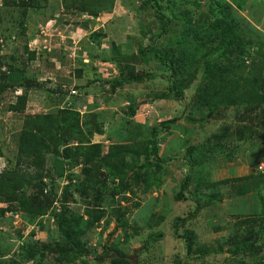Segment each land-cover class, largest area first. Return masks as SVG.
<instances>
[{
  "label": "rangeland",
  "instance_id": "rangeland-1",
  "mask_svg": "<svg viewBox=\"0 0 264 264\" xmlns=\"http://www.w3.org/2000/svg\"><path fill=\"white\" fill-rule=\"evenodd\" d=\"M3 1L0 0V67L2 73H11V68L15 71L10 75L8 90L0 93V147L3 151L0 172L9 168H20L31 174L37 171L32 160L19 158L18 135L26 117L58 111V108L48 106L42 92L48 89L55 91L59 84H66L63 88L66 98L58 91L53 94L54 99L48 101L59 103L60 107L68 104L78 107L76 104L83 102L85 108L79 106L82 110L80 125L83 128L86 123L93 125L97 121H93L96 118L91 114L102 113L98 121L105 125L103 133L95 134L93 142H104L110 137L111 143L130 145L124 151L131 164L141 165L145 162H142V157L138 158V162L131 160L132 155L147 149L141 142L132 144L136 141L137 132H143L141 136L147 140L150 133H145L146 127H157L159 131L151 146L158 147L157 158L165 159L166 170L161 171V174H165L163 183L160 186L145 184L142 179L147 174L146 168H143L141 172H144V176L132 185L127 194L113 196L115 184L110 176L104 175L102 178L107 177L109 188L101 195V206L107 214L97 225L98 228L87 229L91 238L88 246L90 252L75 264H111L112 255L117 252L130 257L136 251L139 264H264V236L248 235L257 239L259 247L252 253L235 254L232 244L238 238L243 239H234L240 230L258 228L260 224L264 229V180L260 190L252 188L245 195L236 191L240 185L250 184L254 180L261 182V176L264 177V126L256 118L257 112L248 113L244 106L219 107L213 114L206 112L204 119V113H199L193 106L196 98L198 100L197 86L201 75L184 91L183 98L155 101L154 95L168 92L173 82L169 83L170 75L160 70L154 62H138L137 65L138 74L145 77L152 75V78H144V82L126 86L112 94L109 81L119 77L120 69L102 59L103 56H110L112 42H117L132 57L134 53L138 54L142 42L146 49L150 48L149 39L142 35L143 30L148 27L153 32L161 30L155 17L138 12L140 1L128 0L136 2L135 8L131 9L126 5V0H118L113 12L99 14L96 21L94 16L87 13L67 11L61 0H49L46 5L44 0H35L28 7L4 6ZM197 1L200 3L198 7ZM210 1L159 0V4L164 6L162 12L167 17H180L177 19L179 25L171 31L184 33L193 16L198 13V17L202 13L198 9L206 10ZM226 1L236 6L233 0ZM213 8H217V5ZM237 10L238 16L259 31L254 34L248 31L254 37V43L243 57V62L252 69L264 67V61L256 55V50L261 52L264 49V44L259 45L260 42L264 43V0H247L243 9ZM93 21L96 23L93 24ZM244 21H241L242 28L247 32ZM94 33H107L108 37L100 40ZM167 37L158 38L154 45L167 47ZM31 53H36V60L30 61ZM81 59L86 66L79 62ZM80 69L83 70L81 79L77 77ZM243 69H236V72L241 74ZM20 75L21 81L23 77L26 80L22 87L17 85ZM1 81L7 85L5 79ZM37 83L43 84L42 91L36 86ZM24 93L30 98L25 112H11L9 106ZM127 94L132 95L131 103H138L134 118L128 114L130 101L125 99ZM104 95L115 96L120 99L119 103L107 104L102 101ZM60 96L66 99V103L59 101L63 99ZM74 97H81L80 103H76ZM224 127L230 129L229 136L224 141L220 139L221 147L215 148L214 144L218 141L213 136L219 135ZM241 130L242 134L239 133ZM192 146L198 149L193 153V165L187 154ZM40 158L44 177L42 188L48 196L53 197V202L48 213L36 219L20 210L16 204H0L1 207H8L0 217L1 261L5 259L11 262L16 258L15 253L31 240L37 241L39 246L60 240L61 233L54 214L59 213L63 206L85 218L81 221L83 228L87 224L85 211L95 206V194H82L79 190L84 180L81 170L83 161L57 159L51 152ZM155 158L152 157L151 161ZM189 175L192 182L184 188V181ZM246 176L256 178L242 182L237 180ZM214 182L222 183L214 188L219 194L214 198V204L205 205L213 190L207 184ZM66 188L71 195L69 202H65L63 197ZM36 191L38 188L34 186L27 192L31 194ZM200 203L204 206H200ZM198 207L200 210L196 214ZM116 209L124 212L125 224L112 213ZM260 218L263 221H259ZM190 231L194 236L191 255L186 248V237Z\"/></svg>",
  "mask_w": 264,
  "mask_h": 264
},
{
  "label": "trees",
  "instance_id": "trees-1",
  "mask_svg": "<svg viewBox=\"0 0 264 264\" xmlns=\"http://www.w3.org/2000/svg\"><path fill=\"white\" fill-rule=\"evenodd\" d=\"M34 1L4 0L3 4L4 6L28 7L32 6ZM44 1L46 5L49 0ZM117 1L61 0L60 3L67 11L72 10L75 14L87 13L94 16L96 21L99 14L113 12ZM136 1H140L138 12L140 14L149 13L148 17H155V21L161 30L153 32L150 27L143 30L142 35L145 39H149L150 48L146 49L142 42L138 47V54L135 55L134 53L132 57L117 42H112L110 56L102 57L104 61L111 62L120 69L119 77L113 81H109L110 92L112 94L122 91L126 86L142 83L144 82V78H152V75L145 77V75L138 74L137 65L138 62L147 64L154 62L160 70L166 71L170 75L171 80L169 83L173 82L168 92L156 93L154 95L155 101L183 98L184 91L189 89L190 84L201 75L202 77L197 86V92L199 93L198 100L196 98L193 106L199 113H204V119H206V112L213 114L219 107L229 108L230 106H235L237 108L244 106L245 111L248 113L256 111V118L264 126V67L252 69L248 68L243 62V57L254 43V37L248 31L253 32V34L254 32H259L255 26L246 20L244 21L241 16H238L239 11L237 8L243 9L247 0H233L236 4L235 7L226 0H211L206 10L202 9L201 11V9H198V12L202 13L198 17H196L198 13L195 14L196 16H193L184 33L182 31H176V33L171 31L175 26L179 25V20L177 19L180 17H167L162 12L164 6L159 4V0ZM130 2L132 3L130 4ZM127 4L130 8H135L136 2L126 0ZM198 4L200 3L197 1V7ZM216 5L217 8H213ZM95 21H93V24L96 23ZM241 21H244L245 28L248 29L247 32L242 28ZM94 35L100 40L108 37L107 33H94ZM162 36L170 37L166 39L167 47L160 48L154 44ZM261 44L263 45L264 43L260 42L259 45ZM26 51L28 52V48H26ZM256 55L261 61H264V49L261 52L256 50ZM90 56H93V54L90 53ZM34 60H36V53H31L30 61ZM79 62L83 66H86L82 59ZM242 67H244L242 73L238 74L236 69ZM82 69L85 70L83 67ZM82 69L77 72L79 79L83 78ZM14 71L11 68V73ZM11 73H2L0 67V81L5 79L7 83L5 85L2 81L0 82V93L8 90L7 86L8 81L12 77L10 76ZM22 80L26 81L25 77ZM18 81L17 85H20L19 87L24 86L23 81H21V75ZM36 86L42 91L43 84L37 83ZM65 86L66 84H59L55 91L48 89L46 92H42L48 106L53 109L58 108L57 112L26 117L25 124L18 135V153L21 156L19 158L25 157L32 160V165L37 168V171L31 174L29 172L26 173L20 168H9V170L6 169L0 172V204H16L20 210L33 216L34 219L48 213L49 207L53 202V197L48 196L42 188L44 177L42 175L40 157H43L45 153L51 152L57 159L83 161L81 170L84 180L79 190L82 194L93 192L95 194V206L85 211L87 218L86 228L81 226V221L85 219L82 215L75 214L63 206L59 213L54 212V217L61 233L60 240L46 243L42 246H39L37 241L31 240L20 251L15 253L16 258L11 260V262H7L5 259L1 261L3 256L0 253V264H75V262L84 258L90 252L88 246L91 238L87 234V229L96 228L105 219L107 214L105 208L101 206L103 201L101 195L109 188L107 177L102 178L104 175L110 176L111 182L115 184L113 196L116 194H127V191L131 190L132 185L144 176V172H141L143 168H146L145 174L147 176L143 177L142 180L148 186H152V184L160 186L164 181L163 176L165 174H161V171L166 170L163 163L165 159L157 158L159 149L157 146H151L154 144V139H156L159 132L157 127L148 128V132L150 133L149 139L145 140L141 136L142 133H138L136 141L132 142L134 145H138L141 142L143 146L147 147L144 152L140 153L141 155L138 153L131 156L133 162H138V158L142 157V162L144 160L145 162L141 165L137 163L131 164L128 161L129 159L124 148L128 150L130 145L114 143L109 147L108 152L104 154V145L93 142L95 134L101 135L105 126L104 123H99L98 121L99 115L101 116L100 113L91 114L96 118L93 121H97L93 125L86 123L83 128L80 125L81 113L72 104L60 107L59 103L52 104V101H48L50 98L54 99L53 94L58 91H61L63 97L66 98L63 89ZM78 88L81 89L80 86ZM120 96L124 97L123 95ZM63 97L60 96V98ZM74 98L76 103H80L81 97ZM131 98L132 95H125V99L130 101L128 102L130 109L128 113L129 117L134 118L137 114L138 103H131L133 101ZM29 99L27 93L18 96L17 102L11 104L9 110L18 114L24 113ZM65 100L63 98L59 101L64 104L66 103ZM85 100L88 99L85 98ZM119 100L115 96L107 97L104 95L102 101L115 105V103H119ZM80 104H83V102ZM59 129L61 130L59 131ZM229 131L228 127H224L219 135L213 136V139L218 141L214 144L215 148L221 147V142L229 136ZM239 133L242 134V130ZM222 138L223 140L219 141ZM61 147L62 152L59 150ZM196 150L198 151L195 146L190 147L188 150L189 153L187 154L189 155L188 158H190L189 162H191V165L194 163L192 162V158ZM2 156L3 151L0 147V157ZM154 156H156L155 160L151 161ZM148 162L152 164L147 165ZM148 177L150 178L149 180H147ZM250 178L255 179L256 177L246 176L237 180L242 182ZM263 180L264 177L261 176V182L254 180L250 184H242L236 191L240 195H245L250 193L252 188L260 190V184ZM190 182H192L191 175L184 181V188ZM223 183H228V181H224ZM217 184L222 183L214 182L207 184V187H213V190L211 195L208 196L209 198L206 196L205 205L214 204V198L219 194L214 189ZM34 186L38 188V191L28 194L27 191ZM68 188H66L63 195L65 202H69L68 200L71 196H69ZM262 202L264 203V198H262ZM199 205L204 206L201 203ZM7 208L0 206V217L7 212L5 211L8 210ZM199 210L198 207L196 214ZM112 213L117 215L119 220L125 224V214L122 210L116 209ZM259 221H263V218H260ZM191 233L190 231L188 237H186V248L190 255L193 254L194 250V243L192 242L194 236ZM249 234L264 236L262 224L258 228L251 227L236 233L234 239L238 237H243V239L240 240L238 238L237 241H232L235 254L252 253L259 248L256 244L257 239H254L251 235L248 237ZM112 257L111 264H130V261L121 252H117Z\"/></svg>",
  "mask_w": 264,
  "mask_h": 264
},
{
  "label": "crops",
  "instance_id": "crops-1",
  "mask_svg": "<svg viewBox=\"0 0 264 264\" xmlns=\"http://www.w3.org/2000/svg\"><path fill=\"white\" fill-rule=\"evenodd\" d=\"M76 105H77L78 107H76L75 105H73V106H74V108H76L77 111H79L80 113H81L82 110H81V108H79V106H81L82 108H85V106H84L83 104H76ZM101 115H102V113H101ZM148 128H149V127L146 128L145 133H148ZM105 132H106V131H105ZM138 133H143V132H137V134H138ZM99 135H100V134H99ZM101 135H102V134H101ZM110 139H111V138L109 137V138H107L104 142H96V143H102V144L104 145V147H105L106 150H107V151L105 150L104 153H107V152H108L109 147L111 146L110 144L113 145V144L115 143V142H114V143H111V142H110ZM107 144H108V147L106 146ZM109 145H110V146H109Z\"/></svg>",
  "mask_w": 264,
  "mask_h": 264
},
{
  "label": "water",
  "instance_id": "water-1",
  "mask_svg": "<svg viewBox=\"0 0 264 264\" xmlns=\"http://www.w3.org/2000/svg\"><path fill=\"white\" fill-rule=\"evenodd\" d=\"M127 259L130 261V264H139L138 251L135 252L134 255L127 257Z\"/></svg>",
  "mask_w": 264,
  "mask_h": 264
},
{
  "label": "built area",
  "instance_id": "built-area-1",
  "mask_svg": "<svg viewBox=\"0 0 264 264\" xmlns=\"http://www.w3.org/2000/svg\"><path fill=\"white\" fill-rule=\"evenodd\" d=\"M263 167H260V169H262Z\"/></svg>",
  "mask_w": 264,
  "mask_h": 264
},
{
  "label": "flooded vegetation",
  "instance_id": "flooded-vegetation-1",
  "mask_svg": "<svg viewBox=\"0 0 264 264\" xmlns=\"http://www.w3.org/2000/svg\"><path fill=\"white\" fill-rule=\"evenodd\" d=\"M137 252V251H136Z\"/></svg>",
  "mask_w": 264,
  "mask_h": 264
}]
</instances>
